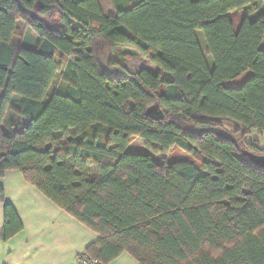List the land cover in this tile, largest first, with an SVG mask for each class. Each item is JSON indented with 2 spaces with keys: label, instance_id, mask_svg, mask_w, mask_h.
I'll list each match as a JSON object with an SVG mask.
<instances>
[{
  "label": "trees",
  "instance_id": "1",
  "mask_svg": "<svg viewBox=\"0 0 264 264\" xmlns=\"http://www.w3.org/2000/svg\"><path fill=\"white\" fill-rule=\"evenodd\" d=\"M114 5L0 0V177L20 171L97 233L83 253L101 264H264V169L243 155L264 154L247 140L264 133V0ZM125 51L156 73L127 71ZM173 150L190 158L158 157ZM4 219L3 240L22 226L10 204Z\"/></svg>",
  "mask_w": 264,
  "mask_h": 264
},
{
  "label": "crops",
  "instance_id": "2",
  "mask_svg": "<svg viewBox=\"0 0 264 264\" xmlns=\"http://www.w3.org/2000/svg\"><path fill=\"white\" fill-rule=\"evenodd\" d=\"M99 3L106 15L114 14L103 9L101 0ZM23 25L24 32L17 27L18 43L27 31ZM6 204L13 207L22 226L10 238H0V264H79L78 255L100 238L27 182L18 170H8L0 177V232ZM108 264L138 263L125 252Z\"/></svg>",
  "mask_w": 264,
  "mask_h": 264
},
{
  "label": "rangeland",
  "instance_id": "3",
  "mask_svg": "<svg viewBox=\"0 0 264 264\" xmlns=\"http://www.w3.org/2000/svg\"><path fill=\"white\" fill-rule=\"evenodd\" d=\"M101 4L103 9L106 11L107 9H111L112 12L115 13V5H114V0H101ZM104 13V11H103ZM105 14V13H104ZM106 15V14H105ZM24 25L19 24L18 28L20 31L24 32ZM198 36L200 37V42L202 44V47L205 49V41H204V37L202 35L201 32H199ZM18 35L13 37L12 43L14 44H18ZM262 47H264V42L262 43ZM99 50V54L101 56V52H103L105 54V58L107 53L105 51H103L102 49H98ZM125 58L122 61V65L123 67L129 71V72H136L139 69H146L149 70L152 73H156V68H154L152 66V64L144 62V60L138 56V55H134L132 54L130 51H125ZM106 59L101 57V64H103V62H105ZM211 61V58L210 60ZM105 66V64L103 65ZM250 75V71L243 73L241 76H239L237 79H234L232 81L227 82L228 85H232V86H237L240 85L241 83H243V81ZM61 77H62V67L60 68L56 78L53 80L50 89H49V93L51 94L54 90H56V88L60 85L61 83ZM17 98H14V100L12 101V107H17ZM14 117L13 111L9 110L7 112V116L5 118V122L3 123V127L5 129V131L9 130V126H10V120ZM225 128L230 131L232 130V126L229 123H225ZM247 140L249 142L252 141H258L259 142V148L264 149V133H256L255 131L253 132V134L247 138ZM138 142L133 143V146L137 148L138 145H140L141 140H137ZM158 157H165L167 160H186L189 159L190 157L183 153V152H179L177 150H173L170 154L168 155H159ZM192 160V159H190ZM91 170L93 169V167H90Z\"/></svg>",
  "mask_w": 264,
  "mask_h": 264
},
{
  "label": "water",
  "instance_id": "4",
  "mask_svg": "<svg viewBox=\"0 0 264 264\" xmlns=\"http://www.w3.org/2000/svg\"><path fill=\"white\" fill-rule=\"evenodd\" d=\"M145 114H146V116L150 117L151 119L157 120V121L163 119V117H164L163 112L159 108L158 105L150 106L146 110ZM223 136H225V135H223ZM228 138L233 140L231 137H228ZM243 155H245L253 165L264 169V154H256L253 152L245 151L243 153Z\"/></svg>",
  "mask_w": 264,
  "mask_h": 264
},
{
  "label": "built area",
  "instance_id": "5",
  "mask_svg": "<svg viewBox=\"0 0 264 264\" xmlns=\"http://www.w3.org/2000/svg\"><path fill=\"white\" fill-rule=\"evenodd\" d=\"M79 264H101L97 259L90 258L85 253L78 255Z\"/></svg>",
  "mask_w": 264,
  "mask_h": 264
}]
</instances>
